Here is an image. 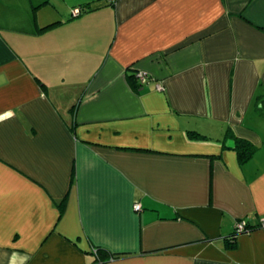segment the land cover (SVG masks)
<instances>
[{
    "label": "crops",
    "instance_id": "0c3cea01",
    "mask_svg": "<svg viewBox=\"0 0 264 264\" xmlns=\"http://www.w3.org/2000/svg\"><path fill=\"white\" fill-rule=\"evenodd\" d=\"M262 221L264 0H0V264H264Z\"/></svg>",
    "mask_w": 264,
    "mask_h": 264
},
{
    "label": "trees",
    "instance_id": "16d2710c",
    "mask_svg": "<svg viewBox=\"0 0 264 264\" xmlns=\"http://www.w3.org/2000/svg\"><path fill=\"white\" fill-rule=\"evenodd\" d=\"M53 26V25H52ZM52 26H47V27H45V28H43V29H40V31L41 30H46V29H49L50 27H52ZM135 77V76H134ZM131 78H132V76H131ZM230 137H232L231 135H229ZM234 138V151H236V153L238 154V158H239V160H240V162H243L244 160H246L248 157H250L251 155H252V153H253V151H254V147H253V145L252 144H250L248 141H246V140H243V139H238V138H235V137H233ZM60 209H61V205H60ZM241 221V220H240ZM245 228H246V231L247 230H249L250 228L248 227V225L247 224H245ZM245 231V232H246ZM239 234H241V233H237V231L235 230L234 231V235L233 236H231V237H229V239H228V241L230 242V243H232L233 242V240H234V238H235V236H237V235H239ZM234 245H227V247L229 248V249H231L232 247H233ZM94 255H96V258L98 259V260H101V257H103L104 259H105V257L106 256H104V252L102 251V250H97L96 249V251H95V253H94Z\"/></svg>",
    "mask_w": 264,
    "mask_h": 264
},
{
    "label": "built area",
    "instance_id": "2783aa9c",
    "mask_svg": "<svg viewBox=\"0 0 264 264\" xmlns=\"http://www.w3.org/2000/svg\"><path fill=\"white\" fill-rule=\"evenodd\" d=\"M80 13V10L78 9H75L72 11V16H77L79 15ZM135 79L138 83L139 86H145L148 84V82L150 81V78L148 77V75H146L144 72H138L135 74ZM157 90H162V87L160 85L157 86ZM134 210L135 211H138L140 210V206L138 204H135L133 206ZM261 227L264 228V221H262L261 223ZM236 231L237 233H243L246 231V228H245V223L244 222H238L236 224ZM94 253H95V250H93Z\"/></svg>",
    "mask_w": 264,
    "mask_h": 264
}]
</instances>
